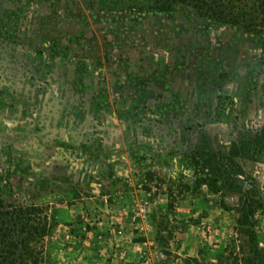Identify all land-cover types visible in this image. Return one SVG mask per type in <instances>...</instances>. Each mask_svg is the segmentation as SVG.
Instances as JSON below:
<instances>
[{"label":"rangeland","instance_id":"1","mask_svg":"<svg viewBox=\"0 0 264 264\" xmlns=\"http://www.w3.org/2000/svg\"><path fill=\"white\" fill-rule=\"evenodd\" d=\"M149 3L0 0L4 30L24 36L44 18L57 29L84 22L94 35L85 48L95 67L83 69L91 76L78 95L68 81L83 73L60 65L48 85H0V177L11 182L9 202L39 206L56 223L40 243L50 254L48 264H264V210L248 226L239 222L245 192L264 203V156L233 157L239 170L229 178L202 168L203 145L225 166L228 160H221L234 145L264 136V84L240 86L247 84L245 62H258L255 45L214 27L213 47L202 51L198 43L190 54L191 34H174L165 19L161 28L156 19L137 20L138 7ZM134 14L144 31L134 37L127 30L136 44L131 48L119 25ZM187 17L180 13L178 19ZM123 52L127 60H118ZM220 61L239 75L226 85L237 97L230 116L221 120L215 111L219 85L210 67ZM130 71L155 91L134 106L139 111L112 92ZM99 74L106 78L102 92ZM167 90L188 102L189 112L183 115L163 98ZM194 154L201 160L195 167L188 160ZM215 176L222 179L221 193L208 184L198 187Z\"/></svg>","mask_w":264,"mask_h":264},{"label":"trees","instance_id":"2","mask_svg":"<svg viewBox=\"0 0 264 264\" xmlns=\"http://www.w3.org/2000/svg\"><path fill=\"white\" fill-rule=\"evenodd\" d=\"M44 1L51 2L54 0ZM136 13H138V21L147 18L156 19L161 28L162 21L160 19H165L169 22V30L173 31L174 34L182 35L184 32L188 33L187 36L191 34L187 40L190 54H193L191 50L198 43L201 45L202 51L204 49L209 51V48L213 47L212 34L209 31L214 27H226L233 35H241L242 39L245 36L251 44L255 45L257 54L254 49L249 51L256 54L258 62L255 63V59H249L245 62L246 67L243 68V72L247 84L240 86H243L244 90H250L255 87L257 89L259 85L264 84V0H150L149 4L140 5ZM180 13L181 15L185 13L188 17L179 20ZM135 15L134 17L128 15L131 17L125 18V24L119 25L124 31V33L120 32V35L124 37L126 43L131 41V48L136 44L131 35H128L127 30L134 31V37L138 34L136 32L139 29L144 31L143 26L139 28L141 22L135 20ZM140 15L146 17H139ZM31 29L28 34L21 36L11 30L0 28V85L5 82L9 85L20 82L23 85L29 82L48 85L58 74L57 65H60V68L64 66L73 67L85 74L84 77L81 74L77 78L69 79L68 82L76 90L73 96L78 95L80 90L86 89L88 78L91 75L84 73L83 69L89 70L95 65L87 61L88 56L86 54L89 53H86V42L94 40V35L89 36V31L84 22L72 23L71 28L67 26L63 29H57L44 22V18H40L39 24L32 26ZM198 38H200V42L197 41ZM123 45L125 43H122ZM216 49L218 50L217 47ZM119 57L118 60H127V55L124 52ZM212 60L214 61V59ZM98 65L102 67L101 63ZM129 67V65L124 66L126 69ZM210 67L214 69L211 74L215 76L219 85L215 111L221 120L230 116L235 105L234 99L237 97L235 90H229L226 85H233V82L235 84V76L239 75L235 70L226 71L223 61ZM111 75L115 77L117 74ZM125 78L126 82L115 84L112 92L119 96L123 102H131L134 111H139L140 106H134L143 104L150 96L154 95L155 91L148 79L137 76L134 71L127 73ZM24 79L26 80L23 81ZM97 79L99 90L102 92L106 78L103 74H99ZM261 82L262 84H260ZM161 94L169 95L163 97L156 93L155 97L162 96L171 101L173 107L180 106L177 108L183 110V115L189 112L186 106L188 102L182 101L173 91L167 90L166 93L162 91ZM202 150L203 156H201L205 158V164L202 168L205 167L219 173L222 179L225 177L222 175L224 172L229 178L231 174L237 175L236 170H239V165L234 162L233 157L240 156L244 152L252 153L255 156L251 158L256 160H260L261 156H264V136L259 135L257 138L252 136L242 141L241 146L234 145L231 156L221 157L222 162L228 160L225 166H221V162L214 161L218 154H211L207 145H203ZM197 158L198 156L194 154L188 159L194 167L200 165L201 160ZM230 168L231 171H228ZM222 179L215 176L207 181L200 180L198 187L202 184H208L213 193L219 194L222 192L220 186ZM231 179L237 180L236 177H231ZM3 180L0 177V264H48L51 258L50 254L46 251L45 246L40 247V243L53 231L56 223L51 221L39 206H23L9 202L6 190H10L12 185L11 182ZM227 183L230 181L227 180ZM230 187H232V183ZM241 202L239 212L242 213V217L239 222L244 227L250 225V218L256 212L264 210V203L257 198L253 191L245 192ZM221 204L224 209L228 208L225 202Z\"/></svg>","mask_w":264,"mask_h":264}]
</instances>
